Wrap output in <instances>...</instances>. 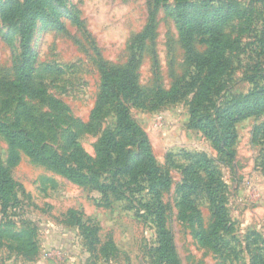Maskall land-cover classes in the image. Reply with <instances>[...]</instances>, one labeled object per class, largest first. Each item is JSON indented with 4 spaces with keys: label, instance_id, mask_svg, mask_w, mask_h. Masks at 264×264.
<instances>
[{
    "label": "rangeland",
    "instance_id": "rangeland-1",
    "mask_svg": "<svg viewBox=\"0 0 264 264\" xmlns=\"http://www.w3.org/2000/svg\"><path fill=\"white\" fill-rule=\"evenodd\" d=\"M34 1V83L57 107L0 90V117L67 156L71 148L66 136L73 130L83 151L95 158L101 133L116 123L113 105L94 113L101 82L97 61L123 67L135 55L137 83L145 98L128 106L169 180L159 199L177 261L264 264V114L234 124L231 155L192 125L191 101L203 75L187 59L173 12L177 1L187 11L231 9L222 26L225 69L200 111L214 116L238 97L264 94V0H165L140 49L135 40L147 25L153 0ZM193 45L200 54L207 51L199 36ZM20 60L17 28L0 18V78L12 79ZM175 84L187 92L154 106L152 93L167 92ZM201 157L216 171L224 195L225 229L210 244L199 240V233H210L213 222L207 176L192 168ZM0 160L17 183L14 202L6 205L0 198V264H156L157 205H145L151 192L143 174L118 177L115 181L125 184L120 186L124 195L104 196L93 185L74 183L34 161L1 134ZM102 172L109 176L108 169ZM193 180L198 183L190 192L193 209L182 212L184 187ZM137 182L148 188L132 196L129 189ZM109 241L114 251L105 255L102 247Z\"/></svg>",
    "mask_w": 264,
    "mask_h": 264
},
{
    "label": "trees",
    "instance_id": "trees-1",
    "mask_svg": "<svg viewBox=\"0 0 264 264\" xmlns=\"http://www.w3.org/2000/svg\"><path fill=\"white\" fill-rule=\"evenodd\" d=\"M56 1L62 2V0ZM34 5V0H0V18L16 26L21 55L13 78L10 80L0 78V90L4 93H24L46 102L49 107H57V103L46 95L45 90L34 83L35 68L31 61V40L36 18ZM159 6L165 7V0H153L147 25L135 40L137 49L141 48L146 36L152 33L155 13ZM173 8L180 41L186 50L187 59L195 71L203 75L191 101V123L204 130L218 150L231 155V146L235 140L234 124L249 116L264 114L262 93L238 97L214 116H204L200 113L201 107L213 93L214 81L225 69L226 43L222 26L230 19L231 9L207 6L187 11L180 1H177ZM198 36L199 42L207 47V51L203 54L194 49L193 42ZM97 65L101 82L94 113L100 115L105 107L113 105L116 123L114 129H105L101 133L95 147V158L83 151L73 130H69L66 136V143L71 148L68 156L57 151L43 139L15 127L2 117H0V134L12 146L22 148L34 161L62 174L74 183L93 185L101 190L104 196L114 193L124 195L120 186L125 184L121 185L115 181L118 177L143 174L151 192L145 205H157L154 216L159 237L155 248L156 264H180L175 256L172 239L165 227L163 206L159 199L160 190L168 185L169 180L157 166L146 133L131 116L128 106L131 100L143 101L145 98L137 83L135 73L137 58L132 54L123 67L109 64L101 59L97 61ZM183 86L175 84L167 92L161 89L155 90L152 93L153 98H156L154 106L161 104L165 99L178 100L187 92ZM192 168L202 170L207 176L204 184L213 212V222L210 233H199V240L210 244L225 229L224 195L219 189L220 183L216 178V171L211 169L207 159L203 157L197 159L192 164ZM104 169H108V177L103 175ZM135 184V188L129 189L132 196L139 193V189L148 188L140 182ZM16 186V181L8 174L0 160V198L6 205L16 200ZM197 188L198 183L195 180L188 187H184L187 191L181 196L182 212L193 209L190 192L196 191ZM114 247L113 242L109 241L102 248L106 252L105 255H108L114 251Z\"/></svg>",
    "mask_w": 264,
    "mask_h": 264
}]
</instances>
